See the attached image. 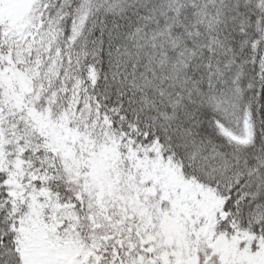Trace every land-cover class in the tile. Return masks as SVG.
<instances>
[{
    "label": "snow or ice",
    "instance_id": "6c2138e0",
    "mask_svg": "<svg viewBox=\"0 0 264 264\" xmlns=\"http://www.w3.org/2000/svg\"><path fill=\"white\" fill-rule=\"evenodd\" d=\"M0 264H264V0H0Z\"/></svg>",
    "mask_w": 264,
    "mask_h": 264
}]
</instances>
